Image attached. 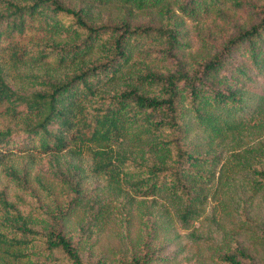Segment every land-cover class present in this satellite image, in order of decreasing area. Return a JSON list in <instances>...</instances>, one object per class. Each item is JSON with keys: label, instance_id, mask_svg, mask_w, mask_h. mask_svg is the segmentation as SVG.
Listing matches in <instances>:
<instances>
[{"label": "trees", "instance_id": "1", "mask_svg": "<svg viewBox=\"0 0 264 264\" xmlns=\"http://www.w3.org/2000/svg\"><path fill=\"white\" fill-rule=\"evenodd\" d=\"M229 2L236 5L0 0V53L18 72L17 79L8 78L0 63V166L16 189L10 193L0 184V264H151L146 252L121 251L115 259L91 249L90 240L111 215V203L100 204L91 190L101 179L117 193L109 197L111 217L125 233L123 214L132 202L159 197L197 237L194 222L207 188L228 173L239 174L250 194L264 196V1L247 3L248 20L228 21L217 44L203 37L210 43L204 52L186 55L185 19L215 15L226 21ZM98 4H116L122 16L115 22L100 17ZM132 9H152L156 19L133 23ZM39 64L41 72L33 71ZM24 67L30 72L21 74ZM27 152L43 156L53 176L61 156L89 158L86 169L73 166L60 191L61 197L72 193V200L60 205L49 184L37 179L49 201L42 203L26 172L5 161ZM89 177L93 186L85 192ZM240 196L234 209L247 222ZM87 197L76 233L67 234L72 207ZM215 260L258 264L237 245Z\"/></svg>", "mask_w": 264, "mask_h": 264}, {"label": "rangeland", "instance_id": "2", "mask_svg": "<svg viewBox=\"0 0 264 264\" xmlns=\"http://www.w3.org/2000/svg\"><path fill=\"white\" fill-rule=\"evenodd\" d=\"M62 1L71 5L84 3V0ZM234 1L236 5H231L232 1L224 5V11L227 12L228 17L226 21L221 20L219 16L215 17V15L196 20L185 19L184 28L187 30L189 41V46L186 48L188 59L202 54L204 52L202 48H206L210 43L217 44L229 25L228 21L246 22L248 20L247 3L263 2L264 0ZM96 11L99 16L101 15L100 17H106L111 22H115L112 20L122 16V9L116 4L103 6L98 4ZM128 14H131L130 21L133 23L155 21L156 19L155 11L152 9L149 11L132 9L128 11ZM203 37L210 40L207 46ZM0 63L8 74V78H18V72L13 71L12 59L9 55L7 56L5 51L0 53ZM27 70L29 69L24 67L20 73L30 72ZM32 70L41 72V64L32 66ZM5 161L15 167L20 174L26 172L30 188L40 195L43 204L48 205L49 201L39 188L37 179L49 184L57 194L60 200L59 204L62 205L69 202L70 199L72 200V193L61 197L60 191L67 188L66 181L72 177L73 166L78 164L86 169L90 160L85 154L81 158L61 156L60 164L55 166L54 176L49 173L47 160L36 153L17 154ZM66 172L68 173L66 174ZM93 182V178L89 177L83 186L85 189H90ZM0 184L6 185L10 193L16 191L14 185L3 177L1 166ZM98 184L97 189H91L93 194H97L101 198L100 204L111 203L112 207L109 197H117L116 191L108 186V181L105 179H101ZM240 192V199L248 209L247 222L243 221L234 209L235 203L238 202L237 195ZM250 193V190L241 184L239 174L228 173L223 175L221 180H213L211 186L207 188L208 196L202 213L194 222L197 236L194 238L189 235L190 228L183 229L174 216L168 212L171 210L170 206L159 197H154L152 201L151 199L136 198L132 202L130 210L123 214L125 217L123 226L126 227V233L122 229L119 231L121 224L111 217L113 213L109 207L107 215L111 214L108 218L110 221L103 228L102 233L93 236L90 240L91 249L95 250L97 256L105 254L111 255L115 259L117 253L121 251L134 250L137 255H143L146 252L149 254L151 264H216L215 258L220 251L237 245L244 248L247 254L253 256L256 261L254 263H264V196H254ZM121 197L123 196H118V200ZM88 198L82 199L72 207V212L68 216L67 225L64 228L67 234L76 233L77 223L83 216ZM141 200L143 202H140ZM164 208L169 215L164 211ZM147 231H154L155 234L151 232V234H147Z\"/></svg>", "mask_w": 264, "mask_h": 264}]
</instances>
